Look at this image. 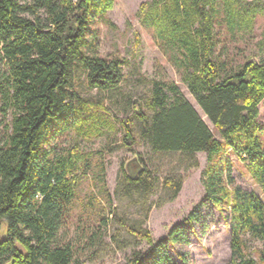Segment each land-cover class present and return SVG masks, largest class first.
Here are the masks:
<instances>
[{
    "label": "trees",
    "instance_id": "1",
    "mask_svg": "<svg viewBox=\"0 0 264 264\" xmlns=\"http://www.w3.org/2000/svg\"><path fill=\"white\" fill-rule=\"evenodd\" d=\"M251 4L152 0L148 10L140 7L211 128L175 83L151 82L152 116L136 113L142 135L153 153L179 154L189 168L198 166L196 154L205 153L204 196L156 243L146 229L129 230L149 249L134 253L128 264H176L171 249L188 246L197 224L206 232L203 216H212L213 209L229 225L227 264H264V248L258 262L244 241L249 235L264 246V126L258 122L264 64L237 62L219 48L222 25L234 33L250 29L255 16L264 17V0ZM113 6L114 0H0V112L10 118L0 139V264H74L72 249L57 238L71 216L81 157L75 148L59 152L53 143L66 132L82 131L90 118L75 91L79 70L88 89L102 93L124 79L126 62L98 54L93 27ZM259 45L264 52V39ZM122 123L131 146L132 131ZM229 153L245 165L262 198L235 184ZM123 174L139 190L153 184L138 161L123 166ZM162 186L171 202L182 180L167 177ZM177 258L185 263L182 255Z\"/></svg>",
    "mask_w": 264,
    "mask_h": 264
},
{
    "label": "rangeland",
    "instance_id": "2",
    "mask_svg": "<svg viewBox=\"0 0 264 264\" xmlns=\"http://www.w3.org/2000/svg\"><path fill=\"white\" fill-rule=\"evenodd\" d=\"M151 1L114 0L113 9L94 23L98 54L103 58H122L126 62L124 79L116 90L102 93L88 89L79 70L74 77L75 91L90 118L82 131L66 132L53 143L59 152L75 148L81 157L71 216L57 238L72 249L74 264H128L134 253H146L149 249L129 230L146 229L156 243L180 224L204 196L201 177L207 167V155L196 154L198 166L189 168L179 154L153 153L136 117L140 111L148 120L151 118L153 112L148 107L151 82L163 81L175 83L211 128L140 13L141 5L146 11ZM240 2L252 6L251 0ZM220 36L219 48L237 62L251 60L264 64V52L259 45L264 39V17L255 16L250 29L234 33L222 25ZM258 109V122L264 126V100ZM9 119L0 112V139ZM122 122H128L132 131L131 146L124 142ZM261 138L264 144L263 134ZM228 156L235 184L262 198L260 186L252 180L245 165L235 155ZM134 158L145 170L143 175H149L150 181L153 179L151 187L139 190L124 176L123 166ZM167 177L182 180L181 190L171 202H167L171 193L162 186ZM212 211V216L206 213L203 216L202 222L208 225L206 232L197 224L188 246L177 244L171 249L176 264H182L178 254L184 257V264L229 262V225L225 214ZM244 241L247 252L259 262L258 251L264 248L263 244L249 235L244 236Z\"/></svg>",
    "mask_w": 264,
    "mask_h": 264
},
{
    "label": "water",
    "instance_id": "3",
    "mask_svg": "<svg viewBox=\"0 0 264 264\" xmlns=\"http://www.w3.org/2000/svg\"><path fill=\"white\" fill-rule=\"evenodd\" d=\"M135 162H137V159L134 158L132 161L125 165V168L132 167Z\"/></svg>",
    "mask_w": 264,
    "mask_h": 264
},
{
    "label": "built area",
    "instance_id": "4",
    "mask_svg": "<svg viewBox=\"0 0 264 264\" xmlns=\"http://www.w3.org/2000/svg\"><path fill=\"white\" fill-rule=\"evenodd\" d=\"M73 1H76V0H73Z\"/></svg>",
    "mask_w": 264,
    "mask_h": 264
}]
</instances>
